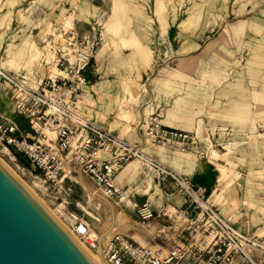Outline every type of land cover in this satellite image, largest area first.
<instances>
[{"label":"rangeland","instance_id":"1","mask_svg":"<svg viewBox=\"0 0 264 264\" xmlns=\"http://www.w3.org/2000/svg\"><path fill=\"white\" fill-rule=\"evenodd\" d=\"M17 10L23 15L14 17ZM80 49L90 61L76 110L206 186L209 203L249 236L250 256L264 264V0H0V64L28 85L57 77L59 59ZM151 119L190 134L196 148L154 143ZM234 140L238 145L230 148ZM5 150L0 147V160L26 186L38 181L45 188L33 191L47 210L58 213L62 205L67 217L77 216L74 223L83 221L98 234L101 224L81 207L101 220L108 216L89 180L70 175L61 187H47L19 155ZM145 162L131 161L116 183L132 203L147 200L156 218L143 223L133 206L111 201L131 225L111 237L124 234L138 243L134 232L152 244L160 229L159 244L170 240L167 227L176 228L182 196Z\"/></svg>","mask_w":264,"mask_h":264},{"label":"built area","instance_id":"2","mask_svg":"<svg viewBox=\"0 0 264 264\" xmlns=\"http://www.w3.org/2000/svg\"><path fill=\"white\" fill-rule=\"evenodd\" d=\"M89 61L84 49L73 57H61L57 77H47L37 88L0 64V98L7 100L11 109L7 114L0 108V147L14 159L19 155L48 187L59 188L68 176L80 175L109 201L129 197L116 183V175L135 159L148 161L158 177L174 182L184 199V207L175 212L177 229H171L174 239L157 244L154 239L159 237L154 235L152 244L141 245L127 235L115 234L106 243L107 264H260L249 254L253 246L249 236L209 203L206 186L179 176L76 110L86 82L82 72ZM149 125L148 134L154 143L180 145L190 151L196 148L188 133L163 128L156 119ZM133 209L143 223L156 218L147 200L135 203ZM72 228L88 243L86 223L76 221Z\"/></svg>","mask_w":264,"mask_h":264},{"label":"water","instance_id":"3","mask_svg":"<svg viewBox=\"0 0 264 264\" xmlns=\"http://www.w3.org/2000/svg\"><path fill=\"white\" fill-rule=\"evenodd\" d=\"M98 238L99 264H105ZM0 264H97L0 164Z\"/></svg>","mask_w":264,"mask_h":264},{"label":"bare ground","instance_id":"4","mask_svg":"<svg viewBox=\"0 0 264 264\" xmlns=\"http://www.w3.org/2000/svg\"><path fill=\"white\" fill-rule=\"evenodd\" d=\"M17 13H15L13 16L14 17H20V16H22L23 15V13H22V10H17L16 11ZM62 38V37H61ZM53 41V40H52ZM51 44V40H47L46 41V45H50ZM69 51V50H68ZM47 56H50V57H52V53L51 52H49V53H47ZM50 71V73L51 74H54V72H55V67L54 66H51V68L49 69ZM114 114V113H113ZM238 145V142L236 141V140H234V141H232V142H230L229 143V147L230 148H233V147H236ZM8 151H4V153L5 154H7L8 155V153H7ZM145 154V153H144ZM148 156V155H147ZM149 158H152L153 159V157H150V156H148ZM1 158V157H0ZM139 160H143V159H139ZM146 161V160H145ZM146 164L148 163V161L147 162H145ZM0 164L1 165H3L4 166V168L9 172V173H11V175H13L14 176V178L17 180V181H19L37 200L39 199L38 197H36V195L34 194V191H33V189L34 188H42L43 186H41L40 185V183L38 182V181H32V185L31 186H26L25 185V183H23L20 179H19V177L16 175V174H14V172H12L11 171V168L9 169L8 168V166H7V164L5 165L1 160H0ZM18 167V166H17ZM14 171V170H13ZM222 172V171H221ZM41 180H42V182L47 186V184H46V182L44 181V179L41 177ZM84 187H85V185L83 184V182H80ZM48 187V186H47ZM44 188V187H43ZM42 188V189H43ZM86 188H88V187H86ZM45 189V188H44ZM89 189V191H91V194H92V196H94V198L97 200V204H103L104 206H105V209H106V211H105V213H107V218H106V220L105 219H100V218H98L95 214H93L92 212H90L88 209H87V207L85 208V207H81L82 209H83V211L85 212V214L89 217V218H91V219H93V220H95L96 222H98V223H100L101 225H100V228H99V232H98V234H94V233H92L91 232V230H88L87 232H86V238H87V245H86V242H84V241H82V240H80L79 238H78V236L75 234V232L72 230V229H70L68 226H66V223L64 222V221H68V222H70L71 224H73L74 225V221L75 220H77L78 218H77V216H75V215H70V217H67L66 215H65V213L63 212V210H62V205L60 206V205H58V208L56 209L55 208V210H57L58 211V213L60 214H58V213H55L54 212V210H47V208L45 207L46 205H44L42 202H41V200L39 199L38 201L40 202V204L45 208V210L54 218V220H56V222H58V224L68 233V235L76 242V244L85 252V254L92 260V261H94V262H96L97 264H99V259H98V255H97V252H98V238H99V236L102 234V232H104L107 228H109L110 227V225H111V223H112V227H111V229L108 231V232H106V233H104L103 235H102V237H101V239H100V248H101V253H102V256H103V258H104V262H105V264H107L106 263V261H105V248H106V242L108 241V239L111 237V235L112 234H114V232L115 231H117L118 232V230L119 231H121V230H125V229H127V230H129V229H131L130 227H131V225H130V223L129 222H127V221H125L124 222V218H120V217H122L123 215H122V213L120 212V211H118L117 210V206H116V204H114L113 202H111V201H109V200H107L103 195H101L100 193H98L97 191H92V190H90V188H88ZM120 202H123V203H125L126 205H128V206H134L135 205V203H132V201L129 199V198H127L126 200H123V201H120ZM57 207V206H56ZM97 207H98V205H97ZM62 217H63V219H62ZM132 235L134 236V237H137V240L139 241V242H141V243H145L144 241H143V239H141L140 237H138V235H136V234H134V232H132ZM140 236V235H139ZM140 238V239H139ZM144 238V237H143ZM89 240H91V242H89ZM260 250V249H259ZM261 252L262 251H264V245H262V249L260 250Z\"/></svg>","mask_w":264,"mask_h":264},{"label":"crops","instance_id":"5","mask_svg":"<svg viewBox=\"0 0 264 264\" xmlns=\"http://www.w3.org/2000/svg\"><path fill=\"white\" fill-rule=\"evenodd\" d=\"M0 108L2 109V110H4L7 114H11V109H10V106H9V103L7 102V100H3V99H1L0 98ZM102 126V125H101ZM166 147H169L170 145H165ZM118 176V175H117ZM117 176H116V180H117ZM182 207H184V199H183V197H182V204L177 208V209H179V208H182ZM176 209V210H177ZM177 223V222H176ZM150 224V223H149ZM149 226V225H148ZM169 228V229H168ZM171 229H172V226L170 227H167V233H169V234H167V235H169L170 237H169V239L171 240V239H174L173 237H174V235H173V233L171 232ZM177 229V224H176V228H175V230ZM160 231H162V230H160V229H158L157 230V232L154 234L155 236L157 235V233H160ZM138 241V240H137ZM138 243L139 244H145V243H147L146 241H145V243H141V242H139L138 241Z\"/></svg>","mask_w":264,"mask_h":264}]
</instances>
